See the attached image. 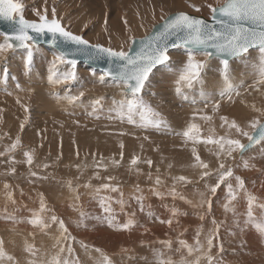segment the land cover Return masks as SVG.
Wrapping results in <instances>:
<instances>
[{"label": "rangeland", "instance_id": "obj_1", "mask_svg": "<svg viewBox=\"0 0 264 264\" xmlns=\"http://www.w3.org/2000/svg\"><path fill=\"white\" fill-rule=\"evenodd\" d=\"M221 2L21 0L26 19L38 20L37 11L51 19L55 9L56 18L67 30L117 51H128L133 39L149 34L163 21L161 17L184 11L210 19L208 5L215 7ZM118 9L124 13L118 15ZM59 53L47 44L33 43L30 70L24 67L25 49L0 54V240L13 257L0 259V264H48L61 247L65 248L62 255L68 256L69 244L74 249L70 257L73 264H105L104 255L111 264H158V260L169 259L172 264H209L208 256L212 257L210 264H264V235L251 223L245 224L249 194L256 197L254 216L264 219V209L258 207L264 204V143L241 156L236 151L231 158L218 159L217 145L193 143L183 136L188 125L195 123L203 139L227 135L248 142L227 125L222 128L220 117L235 120L251 131L248 122L264 113V86L259 90L250 87L257 79L252 66L260 61L259 49L229 61L233 84L243 81L239 96L233 94L231 101L221 100L218 94L222 65L217 58L206 60L200 82L191 89L183 86L188 99L178 95L175 81L187 53L182 47L171 50L170 60L153 71L143 91L144 99L166 121L160 128L130 124L110 111L124 99L120 88L110 77L101 82L103 71L85 62L76 66L75 80L50 84V62ZM196 59L204 61L205 57L197 53ZM4 67L8 68L6 80ZM56 70L61 76L72 71L68 64H57ZM201 90L207 95V106ZM71 96L79 99L70 103L67 97ZM193 99L197 102L192 103ZM216 100L221 106L213 112ZM17 138L19 143L11 149ZM193 149L208 169L198 166ZM25 152L33 155L31 165ZM133 157H138L136 164L131 163ZM175 158L184 162H174ZM221 162L232 168L234 175L229 182L237 192L228 210L224 207L229 202L226 184L215 194L209 190L217 182ZM203 171L211 175L202 177ZM236 176L243 179V190L236 188ZM105 183L119 190L97 194L96 189ZM100 196L111 198L112 226L104 218ZM41 200L46 205L44 212L39 211ZM119 200L123 203L116 202ZM34 213L45 222L55 215L63 220L67 233H62L58 223L43 229L34 227L29 223ZM129 220L134 223L127 230L118 227ZM209 237L213 241L210 250ZM197 240L199 251L195 250ZM182 241L194 249L192 253ZM29 245L35 255L25 250ZM158 253L162 255L158 257Z\"/></svg>", "mask_w": 264, "mask_h": 264}, {"label": "snow or ice", "instance_id": "obj_2", "mask_svg": "<svg viewBox=\"0 0 264 264\" xmlns=\"http://www.w3.org/2000/svg\"><path fill=\"white\" fill-rule=\"evenodd\" d=\"M211 9V23L207 22L203 18H197L189 15L186 12H180L174 16L165 19L163 27L156 31L154 34L148 35L146 38H142L140 41V47L136 52H132L131 48L128 51L114 50L112 48H106L100 44H90V42L81 35H76L71 31L65 29L62 26L60 20L56 18L55 9L52 12V18L49 19L47 14H41L36 12L38 20H28L23 15L24 5L21 0H0V19L11 22V31L0 32V37L3 38L0 42V54H3L9 50H15L16 48H23L26 50V57L24 58V67L26 70H30L33 61V43L35 37L30 32L37 35L50 33L52 36L53 44H60L64 46H74L76 51L88 52L90 56L106 55L108 57L109 66L103 70V74L99 77L101 82H104L105 77H110L116 86L120 88L124 99L115 103L114 107L110 110L116 113V116L121 120H127L130 124H136L140 127H155L160 128L166 126V121L162 118L161 114L152 107V105L144 99L143 91L146 86V82L149 81L150 75L153 73L158 65H165L170 60L168 55L169 49L172 48H184L187 53V60L180 70L178 78L175 81L176 93L183 95L184 99H188L187 95L183 93V86L191 89L194 83H198L202 79V72L206 66V60L213 57L220 60L222 65L220 72L222 78V87L219 90V96L221 100L227 98L232 100L233 94L239 96L238 89L243 86V81L240 84H233L229 74V58L240 57L245 53H248L250 49L258 48L261 54L258 64H254L252 67L257 75V79L254 80L250 87L259 90L261 86H264V0H222L217 6L208 5ZM199 11V9H196ZM174 38V40H173ZM199 53L205 57L204 61L196 59V54ZM69 53L61 51L58 55L54 56L50 62L48 81L50 84L67 83L70 80L77 78L75 71L77 61L75 59H68ZM57 64H68L71 66L72 71L63 73L62 76L58 75L56 70ZM3 74L5 80L8 76V68L4 67ZM155 95V93H153ZM83 96V92L80 93ZM200 96L207 106L208 99L206 93L201 90ZM70 103H73L79 99L77 96L67 97ZM102 99V98H101ZM195 99L192 103H196ZM100 100H96L93 106V112L96 111L95 105H99ZM221 106V101L216 100L212 104L213 112H218ZM259 111V110H257ZM91 114V113H90ZM111 118V117H109ZM203 119H211L210 117H202ZM221 127L227 125L228 130L234 131L238 136L247 137L248 143H241L238 138H230L229 136H219L213 139L209 136L207 139L200 137V128L197 124L191 123L188 125L187 130L183 132V136L193 143L204 142L208 144H214L218 146L216 156L218 159L221 157L231 158L233 153L239 151L241 155L243 152L251 148L256 144L264 143V113L253 117L247 125V128L251 131L241 127L235 120L229 122L226 116H221ZM23 127V125H21ZM19 143L17 142L11 145V149H15ZM123 147V145H121ZM3 155V153H0ZM27 164L33 163V155L31 152L24 153ZM193 155L199 167L202 169H208V164L201 160L199 154L193 149ZM138 157H133L131 163L136 164ZM151 165V160L147 161ZM48 165H44L47 167ZM248 164L245 162V167ZM15 171V169H13ZM31 175L35 176L33 172ZM211 175L209 171H203L202 177H208ZM218 177L214 186L210 187L211 193L215 194L221 184H226L228 189L229 202L225 204V209H229V205L232 201L237 199V192L234 190L232 183L229 182V178L233 177V170L231 167H226L225 163L219 164V169L216 172ZM111 180V177H108ZM180 180L186 181V177H179ZM236 188L243 190L245 185L241 177L236 176ZM157 183L159 178L157 177ZM7 187V185H6ZM87 187V185H86ZM102 190H108L111 192L118 191V187L105 183L96 189L97 194ZM173 194L175 190L173 189ZM123 194L121 193V196ZM183 198V197H181ZM140 200V197H137ZM110 197L100 196L99 202L103 212L106 214L110 226L114 219L112 215ZM256 197L251 194L248 195L247 202V219L245 224L251 223L258 232L264 235V219L257 220L253 214L254 202ZM117 203H123L122 200L116 201ZM211 203L209 201V209ZM261 209H264V204L258 205ZM40 212L46 211V205L41 200ZM81 218H84V213H81ZM99 219V217H97ZM162 223L164 221H161ZM34 227L48 228L51 223H58L62 233H67V227L63 220L59 219L55 215L50 217V222L45 220L38 214L34 213L33 218L29 221ZM134 221L129 220L127 223L119 225L121 230H127ZM167 223L171 225L172 221L168 220ZM215 224V220H213ZM218 231V227H217ZM212 237H209L207 244L209 250L212 246ZM187 248L189 253L193 252V248L188 246L186 242H181ZM196 251L200 250V242L197 240ZM87 247V246H85ZM32 252L33 246L29 245L25 249ZM68 256H63L65 248L61 247L59 253L53 256L48 264H73L70 259L74 249L69 244L66 249ZM100 252V249H96ZM158 257L162 254L158 253ZM7 257L8 260H12L13 257L8 255L3 248V241L0 240V259ZM199 259V258H198ZM103 260L105 264H111L109 258L104 255ZM209 264L212 260L211 256H208ZM31 264V262H30ZM158 264H172L169 259L167 261L158 260Z\"/></svg>", "mask_w": 264, "mask_h": 264}, {"label": "water", "instance_id": "obj_3", "mask_svg": "<svg viewBox=\"0 0 264 264\" xmlns=\"http://www.w3.org/2000/svg\"><path fill=\"white\" fill-rule=\"evenodd\" d=\"M181 12H184V11H181ZM180 12H176V13H172L170 14L167 18H170L172 16H174L175 14H178ZM188 13V12H186ZM189 15L191 16H194V17H197V18H203L205 19L207 22L211 23V18L210 19H207L203 16H198V15H195V14H191V13H188ZM166 18V19H167ZM163 23L164 21L156 24L153 26L151 32L149 34H147L145 37L143 38H146L148 35H151V34H154L156 31H159L162 27H163ZM62 24V23H61ZM63 26V25H62ZM12 29V24L11 22L9 21H6V20H3V19H0V32H6V31H11ZM67 30V29H66ZM31 35H33L35 37V42L34 44L36 45H40V44H47L49 46H52L54 48H56L57 50H59L60 52L61 51H66L69 53L68 55V59H75L77 61L76 63V66L80 63V62H85L86 64H88L89 66L95 68V69H99L101 71H103L105 68H107L109 66L108 64V57L106 55H100V56H90L88 52H85V51H76L74 46H64V45H60V44H53L52 43V36L50 33H45V34H41V35H37L35 33H32L30 32ZM75 34V33H74ZM77 35V34H76ZM142 38H134L133 41H132V45H131V51L134 53L136 52L139 47H140V41H141ZM3 40V38H2ZM174 40V38H173ZM90 42V41H89ZM90 44H93L90 42ZM102 45V44H100ZM104 46V45H103ZM105 47V46H104ZM108 48V47H106ZM20 49H23V48H16L15 50H9L8 51V54H11L17 50H20ZM175 48H172V49H169V52L171 50H173ZM254 49V48H253ZM251 50V49H250ZM249 50V51H250ZM246 54V53H245ZM169 55V54H168ZM244 55V54H243ZM170 57V56H169ZM215 58V57H213ZM235 58H238V57H232V58H229V61H231L232 59H235ZM161 65H158L157 67H159ZM156 67V68H157ZM155 68V69H156ZM153 69V71L155 70ZM248 143V142H247ZM246 143V144H247ZM255 146V145H254ZM254 146H252L251 148H253ZM251 148H248L246 149L243 154L248 151L249 149ZM241 156V154H240Z\"/></svg>", "mask_w": 264, "mask_h": 264}, {"label": "bare ground", "instance_id": "obj_4", "mask_svg": "<svg viewBox=\"0 0 264 264\" xmlns=\"http://www.w3.org/2000/svg\"><path fill=\"white\" fill-rule=\"evenodd\" d=\"M96 1V0H95ZM97 1H100V0H97ZM102 1V0H101ZM122 1H124V0H122ZM196 2H198V3H201L200 1H196ZM103 3V2H102ZM105 3V2H104ZM120 3H121V1H120ZM106 4V3H105ZM116 7V6H115ZM117 10V9H116ZM124 12L121 10V9H118V12H117V14L118 15H122ZM66 29V28H65ZM69 31V30H68ZM169 54V53H168ZM99 70V69H98ZM235 73V72H234ZM234 73H232L231 75H234ZM240 77V76H239ZM241 78V77H240ZM175 157V156H174ZM173 159V158H172ZM176 161H179V163H183L184 162V160H180V159H174V162H176ZM172 172H173V170H172ZM198 172H201V170H198Z\"/></svg>", "mask_w": 264, "mask_h": 264}]
</instances>
